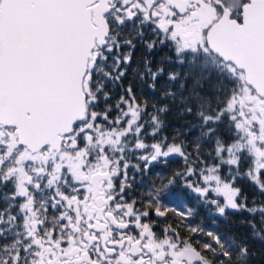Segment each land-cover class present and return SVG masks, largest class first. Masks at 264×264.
<instances>
[{"label": "snow or ice", "instance_id": "6c2138e0", "mask_svg": "<svg viewBox=\"0 0 264 264\" xmlns=\"http://www.w3.org/2000/svg\"><path fill=\"white\" fill-rule=\"evenodd\" d=\"M0 264H264V0H0Z\"/></svg>", "mask_w": 264, "mask_h": 264}, {"label": "flooded vegetation", "instance_id": "af4514ba", "mask_svg": "<svg viewBox=\"0 0 264 264\" xmlns=\"http://www.w3.org/2000/svg\"><path fill=\"white\" fill-rule=\"evenodd\" d=\"M179 162H177L176 164L173 165V167H179Z\"/></svg>", "mask_w": 264, "mask_h": 264}, {"label": "trees", "instance_id": "16d2710c", "mask_svg": "<svg viewBox=\"0 0 264 264\" xmlns=\"http://www.w3.org/2000/svg\"><path fill=\"white\" fill-rule=\"evenodd\" d=\"M221 226L223 227V224Z\"/></svg>", "mask_w": 264, "mask_h": 264}]
</instances>
